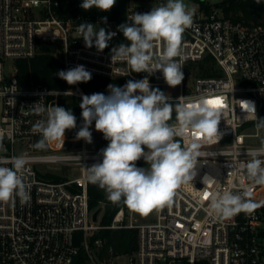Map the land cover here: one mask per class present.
<instances>
[{
	"label": "built area",
	"instance_id": "2783aa9c",
	"mask_svg": "<svg viewBox=\"0 0 264 264\" xmlns=\"http://www.w3.org/2000/svg\"><path fill=\"white\" fill-rule=\"evenodd\" d=\"M130 0L127 20L137 13L150 9ZM148 1V0H146ZM157 1L158 6L163 0ZM55 0H0V157L10 158L23 154L28 163L23 177L30 189V202L14 205L0 202V264H72L84 251L95 264H264V185H252L241 163L250 157L248 149L259 148L264 132L257 129L256 120H241L243 113L237 100L255 102L260 118L264 108V22L245 23L217 7L195 10L193 25L187 28L182 39V55L177 59L184 71V80L174 87L177 95L167 94L169 87L160 72L148 77L153 88H159L174 105L200 99L221 98L226 115L221 119L219 131L224 133L219 143L203 144L197 175L193 182L177 189L171 206L156 210L154 220L134 222V211L121 206L110 225L93 220L94 208L90 206L89 184L84 167L101 160L99 148H92L83 140L75 139L76 131L66 135L67 146L52 142L42 151L34 145L41 138L34 131L37 121L44 115L33 113L30 106L37 101L45 105L61 106L63 96L93 93L108 94V85L123 86L128 80L143 79L146 73L131 72L126 62L111 60V48L127 43L117 31L114 20H106L116 35L109 47L98 52L95 47L86 48L78 25L82 22L102 23L99 18L64 19L55 12ZM57 43L65 70L84 65L92 73L86 83L71 85L67 89L51 88L44 84L19 83L18 59H30L39 53L43 45ZM157 44L155 51L161 49ZM210 56L218 74L198 72L187 84V76L194 66H199ZM12 61L11 73L6 74V63ZM130 73V74H129ZM94 78L105 80L96 81ZM100 80V79H99ZM234 89V90H233ZM59 93V94H58ZM253 122V128L245 131V124ZM83 124L81 118V125ZM180 139V138H177ZM191 136L181 140L182 146ZM223 153L224 155H219ZM72 155H80V161ZM38 164H47L41 169ZM11 167V164L7 165ZM73 171V175L61 171ZM208 175L216 183L205 186ZM252 191L249 198L259 206L251 212H240L229 218H220L209 211V195L213 192ZM207 194V198L206 197ZM107 199L101 201L105 208ZM102 208V209H103ZM131 222L126 227L137 229V247L131 253H114L99 260L92 246L105 247L101 237L89 242L90 232L101 228L124 226V219ZM81 231L84 242L80 245L76 233Z\"/></svg>",
	"mask_w": 264,
	"mask_h": 264
},
{
	"label": "clouds",
	"instance_id": "9594fccd",
	"mask_svg": "<svg viewBox=\"0 0 264 264\" xmlns=\"http://www.w3.org/2000/svg\"><path fill=\"white\" fill-rule=\"evenodd\" d=\"M38 2L33 0L34 4ZM256 3H264V0H256ZM115 4L116 0H82L80 8L109 11ZM194 15V10H190L184 0H166L149 12H136L131 23L120 24L117 31L127 43L111 48V60L124 61L131 72L146 73L145 77L130 79L122 87L109 84L107 95H82L79 103L83 124L76 131L75 139L91 144L90 128L95 122V130L108 141L100 150L102 159L84 167L87 182L104 190L113 204L122 202L142 215L171 206L177 189L196 177L200 157L207 155L200 150L202 145L219 143L224 135L219 131L220 121L226 115L221 98L205 96L185 103L179 97L181 102L172 105L166 93L153 88L148 79L160 72L169 87H176L184 80L177 58L182 55L183 34L193 25ZM103 20L106 23L107 18ZM78 32L85 47H95L98 52L108 48L116 35L88 22L80 23ZM157 44L162 46L158 52L155 51ZM56 75L69 85L92 79V73L84 65L60 70ZM41 101L43 98L30 107L33 113L45 116L33 126L41 137L34 148L42 151L52 142L63 145L66 131L77 128V118L71 109L45 105ZM237 101L243 113L241 120L252 117L256 128L264 129V118L257 116L255 102ZM173 112L176 119L170 123ZM189 136L190 142L182 146L181 140ZM2 139L0 136V141ZM244 154L250 159L241 163V170L252 185H264V140L261 147L248 149ZM72 157L81 159L80 155ZM141 159L146 167L137 166L136 162ZM27 163L28 158L23 154L0 157V202L14 205L17 198L21 204L30 202V189L22 175ZM216 181L208 175L203 178L205 186ZM251 196L250 189L237 193L213 192L209 195L210 214L229 218L240 212H251L259 206L249 199Z\"/></svg>",
	"mask_w": 264,
	"mask_h": 264
},
{
	"label": "trees",
	"instance_id": "16d2710c",
	"mask_svg": "<svg viewBox=\"0 0 264 264\" xmlns=\"http://www.w3.org/2000/svg\"><path fill=\"white\" fill-rule=\"evenodd\" d=\"M58 2V5L55 6V12L62 18L68 19H82V18H99L103 20V18H107V20H114L119 26L122 23L128 22L127 20V8L130 0H116V4L109 11H100L96 8H92L89 11H84L80 8V3L82 0H55ZM202 8H207L204 1L201 2ZM253 10L247 8L246 5H238L236 11L243 9L244 15L243 17H236L235 19L241 20L245 23H251V20H254L255 23L264 22L260 21L257 16V13L264 12V3L257 4L254 3ZM231 6L225 7L226 12L229 13ZM43 49V47H42ZM37 53L34 57L30 59H18L16 64L18 68L17 76L19 83L23 86L30 85L32 83L36 84H44L51 88L56 89H67L70 88L71 85L67 84L66 81L60 79L56 73L60 70H65L63 62L60 58V52L55 50L43 49ZM198 71L203 74H218L219 70L215 67V62L213 58L210 56L206 57L205 62L201 63L198 66ZM193 69V68H192ZM100 79V80H99ZM96 81H102L105 83V80L101 78H94L92 80L93 84ZM80 99L73 95L63 96L61 99V107L66 109H71L73 114L77 118V128L73 130L66 131L68 135L72 131H75L81 126V109L79 107ZM174 105L173 103H171ZM260 118H264V108H262L260 113ZM176 119V113H172L173 122ZM95 123V122H93ZM65 144L69 146L71 141L66 140ZM48 148V146H47ZM89 194H90V206L91 208H98L100 206L101 201L106 200L107 194L104 190L100 189L96 185L89 184ZM124 204L120 202L119 204H113L109 200H107V204L105 206V210L101 216V224L102 225H110L113 221V218L117 212V210L123 206ZM110 229L108 227L101 228L93 234V239L98 237H105L110 233ZM129 230V229H128ZM264 232L262 233V236ZM113 248L118 253H131L137 247V234L134 235L129 231L121 235L120 241L118 244H111ZM87 254L84 251H81L74 259L72 264H87ZM198 264H208L205 261H199Z\"/></svg>",
	"mask_w": 264,
	"mask_h": 264
},
{
	"label": "rangeland",
	"instance_id": "374dc122",
	"mask_svg": "<svg viewBox=\"0 0 264 264\" xmlns=\"http://www.w3.org/2000/svg\"><path fill=\"white\" fill-rule=\"evenodd\" d=\"M204 1L205 5H207V7H217L222 14H227L233 18H236V17H240L241 15H244V11L243 9L239 10V11H236V8L238 7V5H246L247 8H250L253 10L254 7V3L256 2V0H184V3L187 5V7L190 9V10H198L200 5H201V2ZM166 0H163L161 2V4L165 3ZM139 3L144 6V7H148V8H152V7H156L158 6V3L157 1H153V0H140ZM231 6L230 8V11L229 13L226 12V9L225 7L227 6ZM257 16H259V20L260 21H264V12H261V13H257ZM243 17V16H241ZM251 23H255L254 20H251ZM97 29L99 27H103L105 28L107 31H110L111 29V25L109 23H105V22H102V23H97L95 24ZM43 49H49L50 50H55V51H59V45H57V43H49V44H46V45H43L42 46ZM42 49V50H43ZM12 61H7L6 63V74L7 75H10L11 73V65H12ZM198 67L197 66H194L193 69L191 68L188 76H187V84L191 83L192 79H193V76L195 74H197L199 71H198ZM166 93L167 94H174V95H177L179 93V91L177 89H175L174 87H167L166 88ZM253 128V122H247L245 124V131H250L251 129ZM250 129V130H249ZM263 132H264V129H262ZM90 131L92 132V136H93V142L90 145V147L92 148H99V147H106L107 146V143L108 141H106L104 138H103V135L102 133L100 132H97L95 130V123L92 124L91 128H90ZM263 140V139H262ZM261 138L260 139H255L253 141V143H256V142H259L261 143ZM41 152H46V151H41ZM137 166L138 167H146L143 159H141L140 161H137ZM38 166L41 168V169H46L47 168V164H38ZM60 173L62 174H68V175H73L75 172L73 171H61ZM107 199V198H106ZM108 200V199H107ZM103 208V207H102ZM96 208H94V210H96ZM105 208L102 209V212L100 213L99 215V220L101 222V216L104 212ZM156 210L157 209H153L151 212H149L147 215H142L140 213H137L135 212L134 213V216L137 218V220H133L134 222H148V221H152L154 220V217L156 215ZM131 222L130 219H124L123 223H124V226L122 227H116V228H112L110 229V233L107 234L104 238L101 237L104 242H105V247L102 248V249H98L96 246H92L94 251L96 252V255L97 257L99 258V260H104L106 259L107 256L111 255L110 251L108 249L112 248L113 249V252L116 254L118 253L115 248H113L111 246V244H118L119 241H120V238H121V235L126 233V231H129L130 233H133L134 235L137 234V229L136 228H132V227H126L127 224H129ZM263 229V232H264V225L261 227ZM129 229V230H128ZM95 232H90L89 234V242L91 243V245H94L93 243V234ZM263 238V241H264V235L262 236ZM76 240L77 242L82 245V242H84V237H83V234L81 231L77 232L76 233ZM87 264H95L94 261L90 260L89 257L87 256V260H86Z\"/></svg>",
	"mask_w": 264,
	"mask_h": 264
},
{
	"label": "water",
	"instance_id": "95a60500",
	"mask_svg": "<svg viewBox=\"0 0 264 264\" xmlns=\"http://www.w3.org/2000/svg\"><path fill=\"white\" fill-rule=\"evenodd\" d=\"M102 212V207L99 206L93 213V220L98 221L99 220V215Z\"/></svg>",
	"mask_w": 264,
	"mask_h": 264
},
{
	"label": "snow or ice",
	"instance_id": "6c2138e0",
	"mask_svg": "<svg viewBox=\"0 0 264 264\" xmlns=\"http://www.w3.org/2000/svg\"><path fill=\"white\" fill-rule=\"evenodd\" d=\"M205 198H207V194H206V197Z\"/></svg>",
	"mask_w": 264,
	"mask_h": 264
},
{
	"label": "crops",
	"instance_id": "0c3cea01",
	"mask_svg": "<svg viewBox=\"0 0 264 264\" xmlns=\"http://www.w3.org/2000/svg\"><path fill=\"white\" fill-rule=\"evenodd\" d=\"M151 10V8H149ZM155 218V217H154Z\"/></svg>",
	"mask_w": 264,
	"mask_h": 264
}]
</instances>
